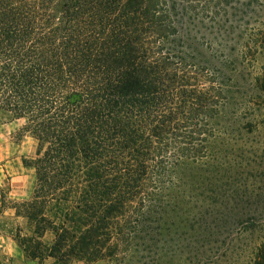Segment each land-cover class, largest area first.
I'll return each instance as SVG.
<instances>
[{
    "label": "trees",
    "instance_id": "trees-1",
    "mask_svg": "<svg viewBox=\"0 0 264 264\" xmlns=\"http://www.w3.org/2000/svg\"><path fill=\"white\" fill-rule=\"evenodd\" d=\"M0 114L27 258L264 264V0H0Z\"/></svg>",
    "mask_w": 264,
    "mask_h": 264
},
{
    "label": "rangeland",
    "instance_id": "rangeland-1",
    "mask_svg": "<svg viewBox=\"0 0 264 264\" xmlns=\"http://www.w3.org/2000/svg\"><path fill=\"white\" fill-rule=\"evenodd\" d=\"M23 124L22 119L0 114V264H55L52 257L27 258L17 239L18 233L30 234L26 218L17 214L16 207L32 193L36 175L30 162L38 150L36 139ZM52 237L47 232L43 239L49 243ZM73 264L82 262L75 260Z\"/></svg>",
    "mask_w": 264,
    "mask_h": 264
}]
</instances>
